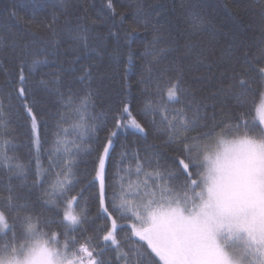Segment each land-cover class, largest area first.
Listing matches in <instances>:
<instances>
[{"label": "snow or ice", "instance_id": "6c2138e0", "mask_svg": "<svg viewBox=\"0 0 264 264\" xmlns=\"http://www.w3.org/2000/svg\"><path fill=\"white\" fill-rule=\"evenodd\" d=\"M104 6L107 11L93 17L85 5L60 0L51 19L27 20L25 28L54 39L64 17L71 41L96 51L91 41L103 37L91 34L109 26L108 35L117 40L112 54L117 67L119 42L128 47L131 63L133 37L151 30L144 57L152 59L146 60L144 100L136 107L125 95L97 114L99 68L75 59L69 67L78 73L80 90L65 92L59 76L35 81L45 61L10 29L0 31V57L7 61L0 64V171L8 174L0 190V264H264V127L250 123L246 111L249 97L264 100V0L247 18L241 5L226 2L231 27L212 12L181 3L189 37L200 39L185 45L186 65L155 74V45L170 24L167 7L136 0L126 20L115 0ZM15 15L13 5L10 16ZM117 20L121 31L113 32ZM188 72L200 74L190 83ZM37 85L55 93L64 109L53 117L48 148ZM21 128L34 154L30 190L40 191L37 200L21 190L28 186L30 167L16 154ZM128 129L144 140L160 139L171 157L161 164L154 145L134 150L122 145L117 154L115 145ZM225 135L236 139L225 144ZM13 177L23 183L14 184ZM90 190L95 215L84 199Z\"/></svg>", "mask_w": 264, "mask_h": 264}, {"label": "trees", "instance_id": "16d2710c", "mask_svg": "<svg viewBox=\"0 0 264 264\" xmlns=\"http://www.w3.org/2000/svg\"><path fill=\"white\" fill-rule=\"evenodd\" d=\"M118 11L124 13L126 20L131 18L133 12V6L136 0H115ZM153 5L163 4L167 7L168 19L170 24L166 25L167 31L163 33V40L156 43L155 51L158 56V62L153 61L151 65L153 67V74L157 72H165L174 69L179 64H187L189 61L186 58L185 45L188 40H198L200 37H189L186 31L187 25L184 18L179 12V6L181 3L188 5H195L198 8H203L205 11L212 12L217 18L223 21L228 27L232 26V17L229 10L224 7L225 3L239 4L241 5L240 14L246 18L251 12L259 11V0H146ZM73 4H83L88 9L90 14L95 17V14H104L107 10L104 6L105 0H71ZM252 4L255 7L244 11L245 6ZM15 7V16H10L12 7ZM60 5V0H0V31H3L5 27L10 29L16 34L17 38L22 40L23 43L29 44L34 52H38V58L44 63L40 64L34 75L35 81L54 80L57 76L62 80V90L65 92L69 87L78 91L81 89V85L78 80L74 79L75 75L72 69L69 67V62L76 60L79 64H94L99 68L97 73L96 87L99 89V95L96 99V113L108 111L111 107L118 105L120 99L123 96L128 95L132 99L133 106L142 104L144 100L143 89L145 85L141 83V77L147 76L144 71L146 60L152 59V57H144L145 49L153 40V33L151 30L145 31L141 29L133 37V43L131 44L132 61L128 62L129 49L124 45L123 40L120 44L119 65L118 67L113 63L112 54L117 47V40L113 36L108 35L109 26L98 27L91 35L93 38L100 36L103 40L93 39L91 41L92 47L96 49H84L78 47L69 38L66 27V18L60 19L59 27L61 29L60 34L54 39L50 38L46 31H34L28 33L25 28V21L36 19H51L53 12L57 11ZM174 9H176L174 11ZM80 13L77 12V15ZM72 23L75 24L76 20L73 18ZM79 23H83L80 20ZM72 25H68L71 27ZM113 32L121 31L119 21L115 22L114 26H111ZM2 47V45H0ZM160 49H165L164 52H160ZM0 64L7 65V61L0 57ZM204 69H200V73H203ZM200 73L188 72L186 79L191 83L193 75H199ZM55 74V75H54ZM2 79V77H0ZM256 88V85H253ZM35 99L38 102V108L41 111L44 121L47 124V128L42 127V135L46 140L45 148L50 146L52 140V132L54 131L53 117L58 111H64L62 103L59 97L55 93H49L41 88L39 85L35 88ZM261 102V98L257 96L249 97L247 101L246 111L248 112L247 120L261 127H264L260 123V119L257 116V108ZM235 101L231 104L224 106L225 112H229L234 107ZM218 119L219 106L217 108ZM219 132V129H217ZM20 133V140L17 142L16 154L25 163H30L29 167V180L26 187L21 190L30 197L31 200H37L40 196L38 189L30 190L31 174L35 168L34 154L30 151L27 138L23 135L24 129H18ZM104 133L101 132L100 136L103 137ZM195 135V133H193ZM222 138H236L232 135H225ZM122 145L127 146L130 150H134L137 147L144 148L146 145H154L156 149H159L162 155L160 160L161 164H164L172 152L170 149L163 147L162 141L153 135H150L147 140L140 137L134 130L128 129L126 133H122L115 145V151L119 154L122 151ZM41 163L46 168L48 166L47 154L42 153ZM90 167V164L88 165ZM134 180L135 177L133 176ZM8 181V174L0 171V190H3L4 185ZM14 184L20 185L23 182L13 177ZM84 199L88 202L92 209L93 215H95V202L92 198V191H86L84 193ZM101 223L97 221V224ZM127 243V242H125ZM129 249L126 247L125 251ZM158 259V258H157Z\"/></svg>", "mask_w": 264, "mask_h": 264}, {"label": "rangeland", "instance_id": "374dc122", "mask_svg": "<svg viewBox=\"0 0 264 264\" xmlns=\"http://www.w3.org/2000/svg\"><path fill=\"white\" fill-rule=\"evenodd\" d=\"M257 116L259 117L260 120H261V117L264 116V100H261L260 104L258 105ZM222 139L225 142V144H228L236 138H222ZM225 147L226 146L224 144H222V145H220L218 150L223 152L225 150Z\"/></svg>", "mask_w": 264, "mask_h": 264}]
</instances>
